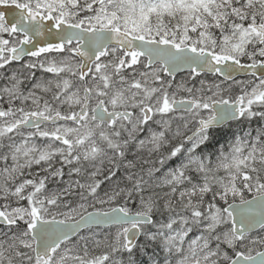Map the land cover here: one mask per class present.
Returning <instances> with one entry per match:
<instances>
[{"label": "snow or ice", "instance_id": "1", "mask_svg": "<svg viewBox=\"0 0 264 264\" xmlns=\"http://www.w3.org/2000/svg\"><path fill=\"white\" fill-rule=\"evenodd\" d=\"M0 79V264H264V0H0Z\"/></svg>", "mask_w": 264, "mask_h": 264}, {"label": "rangeland", "instance_id": "2", "mask_svg": "<svg viewBox=\"0 0 264 264\" xmlns=\"http://www.w3.org/2000/svg\"><path fill=\"white\" fill-rule=\"evenodd\" d=\"M12 67L15 68L16 65L14 64ZM10 71H11V69H10ZM37 75L39 76L40 73L38 72ZM187 75H188V74L186 73V74H182V75L177 76V77L175 78V82H176V83H179V82H181L182 80H185V79L187 78ZM199 79H207V80H211V79H213V78H212L210 75H208V76H201V77L197 78V80L195 81L197 87L199 86ZM245 79H246V78H245ZM3 84H4L3 80L0 79V87H2ZM190 85H191V82H190ZM226 148H227V147H226ZM175 164H177V162H173V161H172V163H170L169 166L167 165V167H173ZM65 172H67V169H65ZM100 178L103 179V176H101ZM64 179H65V180L68 179L67 175H65ZM59 186H60V187H63V185H59ZM49 187H50V188H55V187H57V184H54V183H51V182H50V183H49ZM107 188H108V183H107V181H105V183L102 185V188H101V194H103V190H106ZM89 210L91 211V209H89ZM115 231H116L115 227H113V228H108V229L92 228V229H90V230L88 229V230L84 231L81 235H88L89 232L97 233V234H98L97 238L103 240V238H104L106 235H112V234L115 233ZM190 235H191V234H190ZM252 235H253V236L264 235V232H260V231H259V232L255 233V234H252ZM102 251H103V248L97 250V252H102ZM117 258H119V257H117Z\"/></svg>", "mask_w": 264, "mask_h": 264}, {"label": "trees", "instance_id": "3", "mask_svg": "<svg viewBox=\"0 0 264 264\" xmlns=\"http://www.w3.org/2000/svg\"><path fill=\"white\" fill-rule=\"evenodd\" d=\"M259 123H260L259 120L254 119V120L252 121L251 127H252V128H256V127L258 126ZM238 127H239L238 125H235V124H234V126H233V128H232V131H236ZM245 127H247V125H245ZM230 139H231V136H230V135H229V136H224L222 133H220V134H216V135L214 136L213 140L209 143L208 147H207L206 149H203V150H204L205 152H207V151H211V150H213L214 147H215V148H218V147H219V144L216 143V140H220L221 143L225 144V148H226V147H227V144H228V141H229ZM172 161H173V162H177V164L180 162L179 159H175V158H174ZM172 161H169V162H168V166L170 165V163H172ZM175 165H176V164H175ZM175 165H174L173 167H175ZM191 235H192V234H191ZM125 258H126V257H125ZM138 258L147 259V256H144V257H138Z\"/></svg>", "mask_w": 264, "mask_h": 264}, {"label": "water", "instance_id": "4", "mask_svg": "<svg viewBox=\"0 0 264 264\" xmlns=\"http://www.w3.org/2000/svg\"><path fill=\"white\" fill-rule=\"evenodd\" d=\"M186 73H187V72H179V73H177L176 77L179 76V75H182V74H186ZM176 77H175V78H176ZM237 78H238V79H245L246 77L238 76ZM93 228H98V229H102V228H103V229H105V228H109V227H105V226L95 227V226H94ZM85 230H88V229H83V230L81 231V233H82L83 231H85ZM257 232H259V230H255V231H253L252 234H255V233H257Z\"/></svg>", "mask_w": 264, "mask_h": 264}, {"label": "bare ground", "instance_id": "5", "mask_svg": "<svg viewBox=\"0 0 264 264\" xmlns=\"http://www.w3.org/2000/svg\"><path fill=\"white\" fill-rule=\"evenodd\" d=\"M224 145H225V144H224ZM111 228H113V227H111ZM102 229H103V228H102ZM105 229H108V228H105ZM85 231H86V230H85ZM83 232H84V231H83ZM83 232H82V233H83ZM82 233H81V234H82Z\"/></svg>", "mask_w": 264, "mask_h": 264}]
</instances>
